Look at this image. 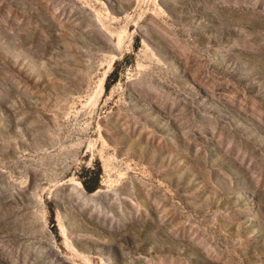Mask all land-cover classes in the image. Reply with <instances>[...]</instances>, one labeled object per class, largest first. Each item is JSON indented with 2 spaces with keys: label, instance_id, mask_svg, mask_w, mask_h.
Segmentation results:
<instances>
[{
  "label": "rangeland",
  "instance_id": "obj_1",
  "mask_svg": "<svg viewBox=\"0 0 264 264\" xmlns=\"http://www.w3.org/2000/svg\"><path fill=\"white\" fill-rule=\"evenodd\" d=\"M0 264H264V0H0Z\"/></svg>",
  "mask_w": 264,
  "mask_h": 264
},
{
  "label": "trees",
  "instance_id": "obj_2",
  "mask_svg": "<svg viewBox=\"0 0 264 264\" xmlns=\"http://www.w3.org/2000/svg\"><path fill=\"white\" fill-rule=\"evenodd\" d=\"M82 184H83L84 188H85L88 192H92V191H94V188L91 187L87 182L84 181Z\"/></svg>",
  "mask_w": 264,
  "mask_h": 264
}]
</instances>
